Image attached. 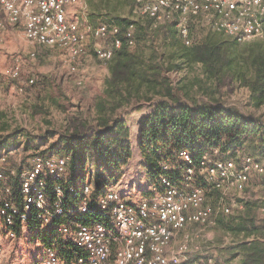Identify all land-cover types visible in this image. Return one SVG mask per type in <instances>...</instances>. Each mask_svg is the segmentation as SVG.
<instances>
[{
    "label": "trees",
    "instance_id": "obj_1",
    "mask_svg": "<svg viewBox=\"0 0 264 264\" xmlns=\"http://www.w3.org/2000/svg\"><path fill=\"white\" fill-rule=\"evenodd\" d=\"M125 4L130 9L137 6L136 0H125ZM113 20L110 24L119 26L118 36L123 43L114 49L108 60L110 72L103 83L107 97L94 98L91 118H84L73 130H48L41 140L29 138V142L23 143L19 136L24 132L17 130L0 138V171L6 176L0 179V190L9 187L8 197L17 205L21 206L23 201L20 174L29 166L17 163L15 155L22 146L25 151L34 150L31 156L67 155L65 208L68 211L86 198L89 211L78 213L76 218L86 223L92 218L99 219L97 200L121 180L133 158L130 126L122 112L140 101L152 102V110L140 122L139 148L146 173L158 189H162L160 177L163 174L181 183L186 167L180 156L182 151L190 152L196 161L205 152L218 150L219 158L232 159L241 153L264 162L263 114L246 115L236 106L222 105L214 99L200 101L188 97L189 93L185 99L179 92L182 89L167 75L169 70L180 68V61L191 55L195 61L203 63L211 78H219L222 71L232 67L233 45L225 40L194 44V38L191 45H186L173 21L155 22L148 17L139 21L118 15H114ZM131 24L134 25L133 44L127 38ZM200 24L203 25L198 21L192 23V36L193 28L202 27ZM111 40L108 41L111 43ZM188 46H192L190 52ZM243 67L235 73L241 84L249 89L250 107L253 110L264 108V45L251 50ZM34 83L35 80L31 84ZM33 108L39 112L42 105L35 104ZM12 170L16 173L12 174ZM86 182L92 185L88 196L80 189L70 190V186L79 188ZM48 183V197L52 201L55 181L48 179ZM246 191H249L248 186ZM212 195L216 201L212 205H215L219 195L216 192ZM239 201L243 207L227 214L220 213L215 228L230 236L225 246L230 264H264V195L250 192ZM66 220L65 217L57 218L53 225ZM28 223L31 230L40 223L34 210ZM52 232L58 230L54 228ZM52 241L53 238L46 237V243ZM59 246L61 255L71 262L74 252L71 244L60 239Z\"/></svg>",
    "mask_w": 264,
    "mask_h": 264
},
{
    "label": "built area",
    "instance_id": "obj_2",
    "mask_svg": "<svg viewBox=\"0 0 264 264\" xmlns=\"http://www.w3.org/2000/svg\"><path fill=\"white\" fill-rule=\"evenodd\" d=\"M81 0H0V29L10 26L24 28V36L31 44L58 47L71 59L87 52V37L108 41L109 46L95 50L97 58L108 61L123 39L119 26L84 22L76 11ZM143 16L155 22L173 21L186 45L193 43L192 23L202 22L214 31L224 33L237 42L259 40L264 43V0H136ZM134 25L127 31L133 44ZM35 56V52H30ZM1 61V55H0ZM75 70V67H72ZM12 79L21 77L19 63L4 68ZM29 83L34 79L30 78ZM83 84V80H78ZM2 84L0 82V91ZM218 150L205 152L199 161L188 151L180 153L186 164L181 183L171 177H160L162 189L153 183L147 190L151 195L136 202L127 201L110 187L97 200L99 219L83 222L78 213L89 211L88 199L69 209L64 205L65 182L68 181L69 157L60 154L34 155L30 165L20 174L19 206L8 197L11 190H0V264H7L5 243L17 240L23 225L29 222L34 210L40 223L52 225L57 218L66 221L56 227L58 238L44 243L36 264H199L185 258L189 251L191 224L211 225L220 213H230L243 204L231 195L245 192L252 176L262 179L264 192V162L250 154L239 153L236 158H219ZM167 165H165V168ZM15 174V170L11 171ZM5 173L0 171V179ZM48 179L53 185L54 199L48 197ZM85 196L92 191L88 182L77 188ZM218 193L215 205L208 202V192ZM179 232L184 240L174 249ZM54 239V238H53ZM60 239L74 249L73 260L60 253ZM206 264H217L208 258Z\"/></svg>",
    "mask_w": 264,
    "mask_h": 264
},
{
    "label": "rangeland",
    "instance_id": "obj_3",
    "mask_svg": "<svg viewBox=\"0 0 264 264\" xmlns=\"http://www.w3.org/2000/svg\"><path fill=\"white\" fill-rule=\"evenodd\" d=\"M76 11L84 22L92 24L114 23V15L130 20L145 19L137 6L130 9L125 0H81ZM193 38L194 44L205 40L228 41L233 45L235 59L231 69L222 71L219 78H211L203 63L195 61L191 55L181 60L180 68L167 72L173 84L182 89L180 94L185 99H188L189 93L188 97L200 101L214 99L222 105L236 106L246 115H264V108L253 110L250 107L249 89L241 84L235 73V70L241 71L244 68L246 56L251 50L258 49L264 45L263 42H235L232 37L216 32L206 24L193 28ZM109 45L110 41L88 36L87 52L80 58L71 59L58 47L29 43L24 36V28L0 29V138L17 130L24 132L19 136L23 143L29 142V138L41 140L48 130H73L84 118H91L94 98L107 97L103 91V83L110 72L108 61L97 58L95 50ZM192 46H188V52ZM30 52H35L36 55L31 56ZM15 63H19L21 67L19 79H12L3 71L5 67ZM73 66L75 70L72 69ZM30 78H34V84L29 83ZM78 80H83V84H79ZM35 104L42 105L39 112L34 111ZM150 110L152 102L140 101L122 112V116L127 118L130 125L134 151L133 158L121 178L122 183L131 180V185H136V189L141 190L143 195L148 176L142 170L144 158L139 148L138 120ZM33 151H25L21 146L15 155L17 163L30 165ZM261 183L260 177L252 176L248 192H233L231 195L237 201L248 197L250 192L264 195ZM213 193L208 192V202L211 204L215 201ZM28 224L23 225L17 240L5 243L7 264H36L46 243V237L54 238L53 240L59 237L57 233L52 232L57 225L47 226L39 223L31 230ZM184 233L177 234L172 245L174 249L184 240ZM186 233L189 234V251L185 258L199 264H206L208 258H212L217 264H230L229 253L225 249L230 242V236L215 228L214 224H191Z\"/></svg>",
    "mask_w": 264,
    "mask_h": 264
},
{
    "label": "crops",
    "instance_id": "obj_4",
    "mask_svg": "<svg viewBox=\"0 0 264 264\" xmlns=\"http://www.w3.org/2000/svg\"><path fill=\"white\" fill-rule=\"evenodd\" d=\"M11 28H20V27H17V26H10ZM1 47V46H0ZM151 111V110H150ZM149 111V112H150ZM148 113H146V114H144V116L145 115H147ZM143 116V117H144ZM142 117V118H143ZM142 118L141 119H139L138 121H139V124H140V122H141V120H142ZM126 120H127V118H126ZM137 121V122H138ZM127 123L129 124V122H128V120H127ZM130 126V125H129ZM142 170H143V172L145 173V174H147L146 173V164H145V161H144V166H143V168H142ZM148 176V175H147ZM124 178V177H123ZM123 182V179H121L116 185H114L113 187L115 188V189H117L123 196H124V198L127 200V201H131V202H136V201H138L141 197H144V196H149V195H151L150 194V192H149V194L148 195H146V194H144L143 195V193L141 192V190H137L136 189V185L134 186V185H131V180L129 181V180H127V181H125L124 182V184L122 183ZM120 183H122V184H120ZM153 184V182H152V180L148 177V180H147V184H146V188H145V191L146 192H148V188L151 186Z\"/></svg>",
    "mask_w": 264,
    "mask_h": 264
}]
</instances>
